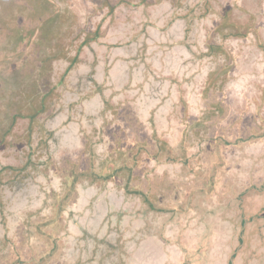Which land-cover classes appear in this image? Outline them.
<instances>
[{"label":"rangeland","instance_id":"rangeland-1","mask_svg":"<svg viewBox=\"0 0 264 264\" xmlns=\"http://www.w3.org/2000/svg\"><path fill=\"white\" fill-rule=\"evenodd\" d=\"M0 264H264V0H0Z\"/></svg>","mask_w":264,"mask_h":264},{"label":"trees","instance_id":"trees-1","mask_svg":"<svg viewBox=\"0 0 264 264\" xmlns=\"http://www.w3.org/2000/svg\"><path fill=\"white\" fill-rule=\"evenodd\" d=\"M76 55L71 59L70 61V64L68 65L67 68H65V71L63 72L62 76H65L66 73L68 72V68L71 67V65L75 62L76 60ZM51 90L50 89H47L46 92H44V94L39 97V104H40V107H39V110L36 111L35 113H33L32 115H30L31 117H34L36 115V113H38L40 110H43L44 107H43V98L45 97V94L47 95L48 93H50ZM117 114V117L122 120L123 122V128H125L128 132L127 133H131L133 132L132 130H142V126L139 124L138 120H137V117L135 116L134 112H132V110H130V108H128L127 106H121L119 111L116 113ZM124 167L121 166V167H117V171L119 170H123ZM115 171V172H117Z\"/></svg>","mask_w":264,"mask_h":264}]
</instances>
